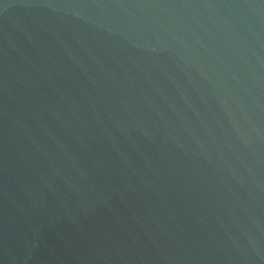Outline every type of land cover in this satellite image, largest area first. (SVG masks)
<instances>
[{
  "label": "water",
  "instance_id": "95a60500",
  "mask_svg": "<svg viewBox=\"0 0 264 264\" xmlns=\"http://www.w3.org/2000/svg\"><path fill=\"white\" fill-rule=\"evenodd\" d=\"M0 264H264V0H0Z\"/></svg>",
  "mask_w": 264,
  "mask_h": 264
}]
</instances>
